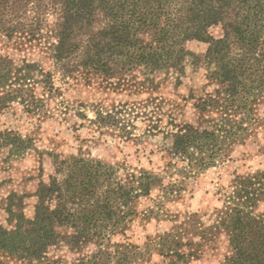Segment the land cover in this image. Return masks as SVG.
I'll list each match as a JSON object with an SVG mask.
<instances>
[{"label":"rangeland","instance_id":"374dc122","mask_svg":"<svg viewBox=\"0 0 264 264\" xmlns=\"http://www.w3.org/2000/svg\"><path fill=\"white\" fill-rule=\"evenodd\" d=\"M209 33L220 38L224 30L219 24ZM44 39L0 40V56L15 66L40 64L33 78L0 90V225L11 231L21 215L33 217L40 182L56 179L71 220L91 223L85 228L99 240L74 245L69 224L43 260L28 262L0 247V264H63L80 254L118 264L121 251L124 263L164 264L180 241L184 257L175 264H227L234 246L224 218L241 205L264 221V101L252 106L248 122L225 121L207 104L199 109L217 85L207 64L192 59L179 79L139 67L122 77L84 70L65 76ZM208 45L192 40L187 48L204 54ZM40 70L53 72L52 89ZM186 124L201 132L180 154L175 144ZM144 176L150 192L125 203L123 193L133 186V194L141 192ZM107 205L114 221L97 227Z\"/></svg>","mask_w":264,"mask_h":264},{"label":"trees","instance_id":"16d2710c","mask_svg":"<svg viewBox=\"0 0 264 264\" xmlns=\"http://www.w3.org/2000/svg\"><path fill=\"white\" fill-rule=\"evenodd\" d=\"M50 15L55 19L50 21ZM219 24L224 34L216 38L209 29ZM16 36L30 42L43 38L50 42L51 57L65 76L84 70L105 78L122 77L139 67L145 74L172 72L179 79L187 59L207 64L217 87L208 103L198 104L199 109L205 111L212 106L225 121L237 117L241 122L250 121L252 106L264 101V0H0V40ZM192 40L208 43L206 52L196 54L188 49L187 43ZM39 66L38 62H26L18 67L7 55L0 56V90L33 78ZM40 71L52 89L53 72ZM200 132L191 124L182 126L175 151L186 153L190 139ZM148 178L144 176L139 182L141 192L133 194V186L123 193L125 203L150 192L153 183ZM63 194L56 179L41 181L34 216L21 215L11 231L0 225V247L33 262L43 260L49 248L58 243L63 236L60 227L70 224L75 229L72 242L76 246L95 238L97 234L85 228L91 223L71 220L75 214L71 215ZM239 206L224 218L234 246L227 264H264V221ZM113 208L102 207L97 227L110 226ZM117 224H113L115 228ZM100 241L103 243L105 237ZM184 244L180 241L177 246ZM177 246L171 261L164 264H175L174 257H184ZM123 254L118 252V264L124 263ZM63 264L107 262L103 254H80Z\"/></svg>","mask_w":264,"mask_h":264}]
</instances>
